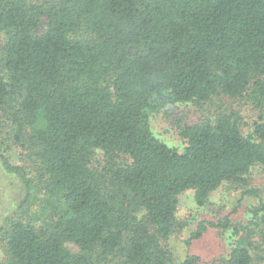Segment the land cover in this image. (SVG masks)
Wrapping results in <instances>:
<instances>
[{"label":"trees","instance_id":"16d2710c","mask_svg":"<svg viewBox=\"0 0 264 264\" xmlns=\"http://www.w3.org/2000/svg\"><path fill=\"white\" fill-rule=\"evenodd\" d=\"M188 102L207 114L179 149L150 114ZM235 102L259 114L248 134ZM0 154L25 186L0 264H199L170 244L188 224L179 195L205 207L219 188L258 197L252 217L201 221L186 244L232 229L222 264H264L249 177L264 166V0H0Z\"/></svg>","mask_w":264,"mask_h":264},{"label":"rangeland","instance_id":"374dc122","mask_svg":"<svg viewBox=\"0 0 264 264\" xmlns=\"http://www.w3.org/2000/svg\"><path fill=\"white\" fill-rule=\"evenodd\" d=\"M226 102L228 105L233 104V101L226 100ZM235 105L241 106L239 102H235ZM207 108L208 105L197 106L192 102L169 103L159 110L151 112V126L154 133L170 146L183 149L185 139L181 135L182 127L203 119L207 114ZM239 109L244 118L243 132L248 134L252 131L259 114L250 106H242ZM6 155L13 165L24 166L29 171L38 185L36 194L39 197L37 198L42 197L37 181L38 177L32 174L33 163L28 153L19 145H13ZM249 177L252 186L258 188L264 197V166L255 164ZM24 196L23 181L17 174L6 171L0 154V227L4 226L6 218L17 210ZM240 197V193L237 191L227 192L224 188H219L212 194L210 204L201 207L194 200L193 190L181 193L179 195L178 217L182 221H187L188 224L180 234L175 235L170 240V244L178 256L183 258L186 254H196L201 257L199 264H222L236 240L232 229L224 232L218 228L210 227L201 238L194 240L190 246L186 244V239L201 221L218 222L228 217L233 223L248 222L252 217V208L259 199L254 196H246L244 199H240ZM37 198L33 200L35 203L30 206L32 210L38 208L37 203L40 200Z\"/></svg>","mask_w":264,"mask_h":264}]
</instances>
